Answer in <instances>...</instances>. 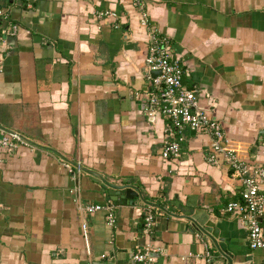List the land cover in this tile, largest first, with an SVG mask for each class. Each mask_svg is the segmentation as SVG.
Here are the masks:
<instances>
[{
  "label": "crops",
  "instance_id": "obj_1",
  "mask_svg": "<svg viewBox=\"0 0 264 264\" xmlns=\"http://www.w3.org/2000/svg\"><path fill=\"white\" fill-rule=\"evenodd\" d=\"M139 2L0 0V127L31 144L0 149V264H132L147 244L160 250L153 264H206L205 252L210 264L263 263L264 250L250 249L223 211L241 185L226 165L206 162L208 136L187 132L177 155L161 158L165 119L146 116L137 94L143 11L187 69L182 83L213 102L225 144L245 164H264V0ZM8 24L12 35L1 33ZM106 183L139 194L113 201ZM106 202L112 225L80 208ZM207 220L216 245L197 230Z\"/></svg>",
  "mask_w": 264,
  "mask_h": 264
},
{
  "label": "built area",
  "instance_id": "obj_2",
  "mask_svg": "<svg viewBox=\"0 0 264 264\" xmlns=\"http://www.w3.org/2000/svg\"><path fill=\"white\" fill-rule=\"evenodd\" d=\"M33 1L25 0L26 7H31ZM132 2L134 5L140 4L139 0ZM139 14V24L147 30V47L143 59L144 95L137 96L144 102L143 112L146 116H161L165 119L161 158L176 156L187 132L200 131L206 134L209 138L206 162L226 165L233 178L241 185L239 199L227 202L223 211L234 217L246 230L250 249L264 250V230L261 226L264 212V164H245L236 151L225 144L221 125L212 115L213 102L209 98L201 100L198 89L182 83L183 77L187 76V69L172 55L169 39L154 30L143 11ZM99 15L115 17L113 11H103ZM7 26L1 33L12 35L17 26ZM153 71L157 74L151 76ZM258 140L264 154V132L259 135ZM18 146L31 147V144L18 132L0 128V149L12 151ZM63 166L69 167V164L63 162ZM80 208L86 214L103 211L108 225L115 222L114 205L111 202L86 203ZM141 217L144 230L150 231L153 213L145 209ZM80 226L86 247L85 225L81 223ZM155 252L160 250L147 244L132 252L130 261L132 264H153ZM205 262L210 264V255L207 252Z\"/></svg>",
  "mask_w": 264,
  "mask_h": 264
},
{
  "label": "water",
  "instance_id": "obj_3",
  "mask_svg": "<svg viewBox=\"0 0 264 264\" xmlns=\"http://www.w3.org/2000/svg\"><path fill=\"white\" fill-rule=\"evenodd\" d=\"M151 76H154L157 74V72H151ZM1 128V127H0ZM264 132V131H263ZM97 178V177H96ZM98 181L102 182L101 179L97 178ZM107 186V195L109 199L115 201L117 198L123 201L124 203L131 204V199L133 196L139 194V192L130 185L124 186H118L110 183H106ZM197 230H199L202 234L207 236L210 240H212L213 244L216 245L215 239L217 237V230L213 228V223L210 220H207L203 227H198ZM220 240V239H218ZM222 256H224L222 254ZM229 264V261H228Z\"/></svg>",
  "mask_w": 264,
  "mask_h": 264
},
{
  "label": "trees",
  "instance_id": "obj_4",
  "mask_svg": "<svg viewBox=\"0 0 264 264\" xmlns=\"http://www.w3.org/2000/svg\"><path fill=\"white\" fill-rule=\"evenodd\" d=\"M188 87H190V86H188ZM163 180L166 182V181H168V178H163ZM142 199L144 200V198H142Z\"/></svg>",
  "mask_w": 264,
  "mask_h": 264
}]
</instances>
